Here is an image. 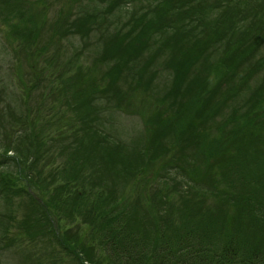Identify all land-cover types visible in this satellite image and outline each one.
I'll list each match as a JSON object with an SVG mask.
<instances>
[{"label": "trees", "instance_id": "obj_1", "mask_svg": "<svg viewBox=\"0 0 264 264\" xmlns=\"http://www.w3.org/2000/svg\"><path fill=\"white\" fill-rule=\"evenodd\" d=\"M112 1L115 0H109L110 3ZM123 2L125 4L122 6L128 8L125 15L118 16V20L115 19L116 23H102V20L97 19L88 29L76 31L72 27V22H68V28L64 32V37L70 41L68 44L73 45L71 42L76 44L79 40L83 41V44L79 45L80 48L72 46L71 50L67 49L64 52L68 53L79 48L74 53L76 56L71 55L68 63L78 68L74 64L76 57L88 50L92 53L100 50L108 55L96 56L103 57L102 62H106L108 58L109 61L113 59L115 63L107 73L110 82L105 85L107 88L102 92L105 93L116 78L109 74L119 72L123 67L134 66L136 57L149 55L141 57L144 58V67L158 66L160 61L163 63L166 57H170V66L160 64L158 67L163 69L172 67L171 79L176 94L159 102L158 127L160 129L172 127L167 124L171 122L172 117L175 119L176 112L180 109L175 106L179 99L187 97L179 101L183 115L193 112L197 120L201 118L204 124L203 127L198 126L194 131H189V135L183 132L180 136L173 137L172 146L182 141L186 142L187 138L197 143L203 141L201 145L196 144L192 147L195 148L198 156L205 155L208 164L211 162L216 164L212 171L217 180L212 179L213 173L205 172L202 175L212 179L213 183L209 185L212 186L219 181L225 188L215 185L203 189L202 194L205 195L203 201L206 202V198L210 196L214 198L215 205L226 206L228 212H219L218 209L214 212L213 206L206 205L202 200L196 201L203 209L201 215L199 212H191L183 205L181 217L184 220L180 222L179 227L155 232L152 247L149 245V240L135 228L142 221V217L135 212H81V216L88 218L90 216L86 227L92 230L93 237L96 232L98 243L103 242L101 256L105 257H102V260L98 257L84 258L91 264H264V103L262 104L264 102V16L262 17L264 11H261L264 0H124ZM79 15L85 16L81 12L76 14ZM97 15L98 13L95 18ZM3 16L4 14H0V18ZM109 24L113 28H106ZM100 29H103L104 33L95 37L93 46L92 43L86 44L88 32H101ZM49 46L46 49L44 43V56H48L46 52L52 51ZM164 52H170L173 56H157ZM57 54L60 56V52L57 51L55 56L52 54L50 57L57 58ZM26 57L29 59L31 56ZM157 57L161 58L156 60ZM129 71L126 75L131 77V83L141 87L145 74L140 80L134 81L132 79L135 77L130 76ZM152 71L154 70H150ZM133 73L136 76L141 75L136 67ZM105 74L100 70L97 78L99 86L103 85V89L105 86L101 80L104 79ZM61 78L62 70L58 71L55 80L60 82ZM185 79L190 81L184 85ZM211 80L215 83L209 88ZM21 82L24 83V80ZM5 85L0 87L3 91L8 88V85ZM26 89L25 87L23 90ZM242 90H250V96L247 98L242 96ZM182 92L187 93L186 96H181ZM59 93L66 96L60 88ZM77 94L76 99L71 101L67 99L71 104L69 109L67 101H58L64 106V110L56 105L59 116L55 118L56 125L49 127L47 135L44 131L38 133L32 120V129L22 136L23 139H28L29 148L38 151H41L46 136L50 160L57 155L62 159L64 170H69L74 163L82 165L84 159L88 158L86 147L83 145L86 142L78 140L76 131L71 129L73 125L70 115L73 113L87 121L93 118L94 116L86 119L84 113L76 110L78 105L81 107L88 103L91 97L80 89L77 90ZM229 101L235 103L231 104V112L225 115L223 108ZM243 102L253 103L242 110ZM17 108L15 102L0 106L1 111L6 109L15 114ZM48 124L51 125V122ZM183 128L180 126L178 129ZM81 129L92 144L98 145L97 139L92 135L97 131L93 126L87 123ZM70 131L69 136L74 137V140L66 139ZM213 131H218L217 137L220 140L211 136ZM11 132L9 139L5 137V140L0 142L3 150V153H0V163L4 165L12 161L16 162L17 169H23L25 173V176H22L26 179L25 186L35 188L36 182L41 183L43 190L40 191V199L33 198L26 189L23 193L26 197L20 198L22 194L13 197L20 199V204L23 203L34 211L35 224L40 226L42 232H46L52 225L51 218L57 216L62 206L71 203L70 208L82 210L81 198L87 189L79 182L86 175L79 173L68 177L63 183H54L49 177L44 178L45 183L42 182L39 174L31 175L33 170L27 171L28 165L34 163L35 152L28 154L27 158L23 156L16 146L18 132L14 128H11ZM251 136L259 139L247 140ZM99 145L102 147L101 152L106 151L103 148L104 143ZM72 146L73 149L68 156L62 152L63 148L68 149ZM167 146L171 145L165 141L162 151L165 152ZM193 148L187 150V154L190 153L189 158L194 154ZM9 151H13L15 155H9ZM178 156H175L174 160H177ZM188 161L187 158L188 167L186 165L180 167L193 175L201 176L202 170L194 171L191 166L194 161L189 163ZM88 165L95 164L88 162ZM0 176L1 183L7 185L14 173L0 172ZM87 176L90 179L91 172ZM57 184L63 185L64 189L58 192L59 195L55 198ZM251 185H254V191L250 188ZM213 188L215 191L212 190ZM17 191V189L13 190V194ZM88 194L87 191V196ZM152 197L158 198V193L153 192ZM10 199L12 198H7ZM120 201V204L124 203L127 206V201L122 195ZM35 204L41 206L36 207ZM42 207L45 209L41 212ZM223 214H225L224 218H222ZM213 217L219 218L221 222L213 220ZM215 226L219 227L216 231L213 228ZM52 232L50 231L51 234ZM249 235L254 239H250ZM27 240L31 241V238ZM184 242L186 245L183 244ZM83 252L85 249L82 247L78 251L80 264H84Z\"/></svg>", "mask_w": 264, "mask_h": 264}, {"label": "rangeland", "instance_id": "obj_2", "mask_svg": "<svg viewBox=\"0 0 264 264\" xmlns=\"http://www.w3.org/2000/svg\"><path fill=\"white\" fill-rule=\"evenodd\" d=\"M123 1L115 0L110 3L109 0H0V14H4L0 18V87L3 84L8 85L5 91L0 88V106L12 102L18 105L17 115L9 110L0 109V142L4 141L5 137L9 139L12 135L11 128H14L18 132L16 146L21 154L27 158L28 154L35 152L34 163L31 162L27 168V171L33 170L31 175L39 174L42 182L44 178L49 177L54 183H63L68 177L84 173L86 177L79 184L85 186L89 193L87 196L85 191L81 198L82 210L70 208L71 203H66L65 207L61 203L62 209L57 212L54 219L51 218L52 225L46 232H42L40 226L34 222V211L23 203L20 204V199L13 197L20 194H22L20 198L26 197L23 194L26 189L33 198L40 199V191L43 190L41 183L36 182L35 188L25 186L26 179L22 177L25 173L23 169H17L16 162L12 161L4 165L0 163V172L14 173L7 185L1 183L0 176V264H80L78 251L82 247L85 249L84 264H91L84 257H98L102 260L103 242L96 241V232L94 237L91 235L92 230L86 227L90 216L89 218L81 216V212H135L142 217V221L135 228L149 240V245L152 247L155 232L179 227L180 222L184 220L181 217L183 205L191 212L203 214V209L196 202L204 200L203 189L215 185L225 189L219 181L212 186L209 185L213 183L212 179H216L212 171L216 164L213 162L208 164L205 155L198 156L197 151L192 147L196 144L201 145L202 140L197 143L187 138L186 142L182 141L172 146L173 137L180 136L183 132L189 135V131H194L198 126L203 127L204 124L201 118L197 120L193 112L183 115L179 101L187 97L179 99L175 106L180 109L177 110L175 119L172 117L171 122L167 124L172 127L164 129L158 127L159 102L176 94L171 79L172 67L164 69L158 67L160 64L170 66V57H166L163 63L160 61L158 66L154 67L143 66L144 58L141 57L149 55L136 57V63L133 65L141 75L136 76L133 73L134 66L123 67L121 71L109 74L116 78L109 86L111 89L108 87L105 93H102L107 88L105 85L110 82L107 73L115 61L113 59L109 61L108 58L106 62H102L103 57H98L100 58L98 60L96 56L108 55L100 50L95 53L88 50L76 57L74 64L78 68L69 65L68 60L81 47L79 45H82L83 41L79 40L76 44L71 42L73 45L68 44L70 41L68 42L64 37L68 22H72V27L76 31L88 29L97 19L102 20V23H116L115 19L118 20V16L125 15L128 8L122 6L125 4ZM261 11H264V5ZM78 12L85 16H76ZM106 28L113 27L109 24ZM100 30L101 32L97 33L88 32L86 44L92 43L93 46L95 37L104 33L103 29ZM44 43L46 49L48 45L52 49L46 52L48 56H44ZM72 46L79 48L64 53L67 49L71 50ZM57 51L60 52V56L57 54V58H51L50 56L52 54L55 56ZM26 56L31 57L28 59ZM157 56H173V54L164 52ZM160 58L157 57L156 60ZM60 70H62V78L58 82L55 79ZM100 70L106 73L101 80L104 89L103 85L99 86L97 80ZM150 70L154 71L150 72ZM127 71L130 76L135 77L132 79L134 81L140 80L145 74L142 79L143 85L134 86L131 77L126 75ZM83 77H85L84 81ZM21 80H24V83ZM189 81L185 79L184 85ZM214 83V80H211L208 87L210 88ZM25 87L26 91L23 90ZM59 88L66 93V96L59 93ZM78 89L88 93L92 101L81 107L78 105L76 110L84 113L86 119L94 117L87 121L72 113L71 129L76 131L78 140L86 142L83 145L86 147L88 158L84 159L82 165L74 163L69 170H64L62 159L57 155L50 160L46 136L41 151L29 148L28 139H23L22 136L32 129V120L35 130L38 133L44 131L47 135L49 127L56 125L55 118L59 116L56 105L64 110V106L58 101L76 99ZM250 93V90L241 92L246 98ZM186 94L182 92L181 96ZM100 95L101 99L98 100ZM234 103L229 101L223 108V114L231 112ZM252 103L243 102L242 110ZM70 106L68 102V109ZM168 114L172 116L170 112ZM48 122H51V125ZM87 123L97 130L92 135L97 139L98 145L92 144L82 131L81 128ZM180 126L184 128L179 130ZM70 133L71 131L66 139L74 140V137L69 136ZM211 133L212 137L219 139L218 131ZM251 139L258 140L259 137L247 138V140ZM165 141L171 146H167L164 152L162 150ZM100 143L105 144L103 148L106 151L101 152ZM190 148L195 151L189 158L190 153L187 154V150ZM72 149L73 146L68 149L63 148L62 152L68 156ZM0 153H3L1 146ZM8 154L15 155L13 151H9ZM175 156H178L177 160H174ZM187 158L188 163L194 161L191 165L194 171L202 170L201 176L193 175L180 167V165L188 167ZM87 161L95 165H88ZM90 172L92 176L89 179L87 175ZM205 172L213 173L212 179L202 175ZM57 185L55 198L64 189L63 185ZM250 188L254 191V185ZM15 189L18 191L13 194ZM212 190L215 191V188ZM153 192L158 193V198L152 197ZM120 195L126 199L127 206L124 203L120 204ZM7 198L12 199L7 200ZM41 203L43 205V202ZM204 203L213 206L214 212L217 209L219 212H228L226 206L215 205L214 198L210 196ZM35 206L41 205L35 204ZM44 209L42 207L41 212ZM224 216L225 214L222 218ZM213 220L220 221L217 217H213ZM213 228L216 231L219 227ZM50 231H53L52 234ZM249 237L254 239L252 235ZM27 238H31V241ZM183 244L186 245V242Z\"/></svg>", "mask_w": 264, "mask_h": 264}, {"label": "bare ground", "instance_id": "obj_3", "mask_svg": "<svg viewBox=\"0 0 264 264\" xmlns=\"http://www.w3.org/2000/svg\"><path fill=\"white\" fill-rule=\"evenodd\" d=\"M41 204V203H40Z\"/></svg>", "mask_w": 264, "mask_h": 264}]
</instances>
